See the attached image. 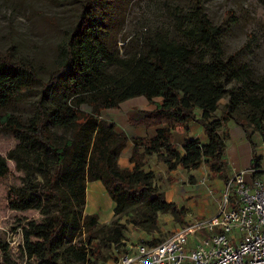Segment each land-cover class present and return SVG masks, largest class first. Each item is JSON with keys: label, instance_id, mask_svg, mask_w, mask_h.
<instances>
[{"label": "trees", "instance_id": "trees-1", "mask_svg": "<svg viewBox=\"0 0 264 264\" xmlns=\"http://www.w3.org/2000/svg\"><path fill=\"white\" fill-rule=\"evenodd\" d=\"M261 2L264 5V0ZM92 9V1L85 0L75 25L60 41L55 67L46 81H40L35 115L28 124L0 113V130L11 129L19 140H27L32 146L29 149L18 144L8 156L26 177L22 188L8 193L10 208L47 214V204L41 199L55 198L58 205L56 216L41 223L29 220L22 228V250L27 259L34 257L38 264H97L108 258L90 262L87 251H80L85 247L67 248L74 252V261L58 253L68 230L77 226L81 217L69 221L63 212V199L67 193L84 206L87 182L103 184L115 204L114 215L137 206L144 223H151L158 213L179 217L185 209L168 202L155 188V174L143 169L146 155L156 154L168 170L205 165L213 177L226 182L227 137L220 129L232 120L241 126L250 144L251 165L258 168L260 160L251 135L258 131L264 136V81L253 78L248 66H237L234 54L225 56L222 28L210 21L199 0L176 25L181 40L156 32L144 40L135 55L123 58L102 41ZM36 81L37 75L28 64L0 58V109L25 97ZM137 96L162 98L161 104L134 123L146 128L157 126L149 138H129L101 117L104 110ZM225 97L228 100L216 116L218 102ZM191 121L202 126L208 141L186 138L179 148L172 130L185 128ZM50 126L58 128V140L50 136ZM128 140L135 145L130 152L134 163L131 170L117 162ZM44 150L51 152V159L43 160ZM16 152L20 161L14 156ZM7 172V160L0 154V177ZM39 176L42 180H37ZM62 185L67 186V192L61 191ZM85 220L90 228L97 226L95 215H87ZM114 233L109 241L118 243L122 232ZM98 249L92 251L94 258L100 254ZM0 252L2 264H17L8 244L1 240Z\"/></svg>", "mask_w": 264, "mask_h": 264}, {"label": "rangeland", "instance_id": "rangeland-1", "mask_svg": "<svg viewBox=\"0 0 264 264\" xmlns=\"http://www.w3.org/2000/svg\"><path fill=\"white\" fill-rule=\"evenodd\" d=\"M84 1L0 0V58L28 64L38 78L25 97L11 101L0 109V113H7L22 124H28L34 117V105L41 88L40 81H46L49 72L54 69L58 58V45L75 25ZM91 1L92 18L100 30L102 41L111 52L123 58L135 55L143 48L144 40L152 38L156 32L170 39L181 40L176 25L179 20H183L195 0ZM199 2L210 21L222 28L221 42L225 56L234 54L237 66H248L253 78L264 81V5L261 0H199ZM138 98H144V96H138ZM147 100L151 102L150 99ZM227 100L228 97L219 100L216 116H219ZM112 109L114 108L104 110L103 117L112 114ZM133 109L136 110V108ZM230 123L231 127L226 126L220 129L222 134H226L228 151L233 146L237 148L246 139L241 126L232 120ZM237 132L240 134L239 138L236 136ZM50 136L58 140L57 127L50 126ZM251 138L260 156L257 166L264 170V136L254 131ZM19 139L20 136L11 129L0 130V154L6 158L8 164V172L0 177V240L8 244L11 257L17 264H38L39 261L34 257L27 259L22 250V228L29 220L41 223L48 217L56 216L58 205L55 198L41 199L43 204H47V214H42L36 209L13 210L10 208L8 193L22 188L26 177L24 171L17 168L15 161L8 156L18 144L29 149L32 147L27 140ZM41 154L43 160L52 157L51 152L47 150L42 151ZM14 156L20 161L18 152L14 153ZM240 166L242 163L233 161L234 169ZM48 169L47 167L46 170ZM176 169L185 173L191 172V174L195 170L181 166ZM198 169H203L205 172L203 178L209 182L210 188H213L215 177L209 173V170L207 172V166L201 165ZM227 170H231V167ZM170 171L168 170L167 173ZM262 174L264 171L257 172L259 177L264 178ZM166 175L157 172L153 180V185L163 195L166 179L167 182L169 179L174 182L179 179L176 174L169 175L170 177ZM37 180L42 179L39 176ZM197 181V177L189 175L186 190L190 187L191 192L192 186ZM56 190L58 191V185ZM61 191L67 192V186L62 185ZM66 195L63 199V212L68 220L73 222L74 217L81 214L78 225L68 230L58 250L61 256H67L70 261H74L75 254L67 250L68 247L75 249L85 247L80 251H87L91 262L97 258L122 254L127 248H134L140 243L161 242L192 219L186 215L188 210L184 208L185 212L182 216L175 217L169 212L158 213L153 222L144 223V219L140 216V207L137 206L121 215L112 213L107 218H100L97 214L86 213L85 205L80 206L78 200H74L67 193ZM99 204H105L102 198L99 199ZM87 215L96 216L97 226L90 228L86 224L85 216ZM112 229L116 230L115 233ZM119 230L122 232L121 239L118 243L110 242L112 234H116ZM97 246L100 254L94 258L92 251H95ZM58 262L61 263L60 258ZM0 264H2L1 252Z\"/></svg>", "mask_w": 264, "mask_h": 264}, {"label": "built area", "instance_id": "built-area-1", "mask_svg": "<svg viewBox=\"0 0 264 264\" xmlns=\"http://www.w3.org/2000/svg\"><path fill=\"white\" fill-rule=\"evenodd\" d=\"M257 171L250 165L228 176L212 216L97 264H264V179Z\"/></svg>", "mask_w": 264, "mask_h": 264}, {"label": "crops", "instance_id": "crops-1", "mask_svg": "<svg viewBox=\"0 0 264 264\" xmlns=\"http://www.w3.org/2000/svg\"><path fill=\"white\" fill-rule=\"evenodd\" d=\"M150 101L151 102H149L146 97H132L120 102L117 108L112 109L113 112L108 117H103V114L101 117L108 122H113L115 124V130L118 133L123 132L127 134L129 138H149L155 135L157 126L146 128L143 125L135 126L134 123L135 121L142 119L146 111H152L155 109L157 104H161L162 98L154 97L150 99ZM133 108H136V110ZM227 126L231 127V123L229 122ZM193 128L196 129L193 130ZM229 134L231 136V130ZM236 134L239 138L240 134L238 132ZM172 136L174 143L179 148L181 147L183 140L186 138H197L201 143H207L208 141L202 126L193 121L189 122L185 128L176 127L172 130ZM134 146L133 142L128 140L126 146L122 149L117 159L118 165L121 168H127L129 170L133 168L134 163L130 161V152ZM228 148L229 146L226 142L225 160L227 167H231V170H227V176H230L237 170L245 169L251 165V148L246 139L241 142L237 148L233 146L231 150H229L230 152L228 151ZM234 160L242 163V166L234 169L232 167ZM143 169L146 171H152L154 174L157 172L167 174L166 176L168 177H170L169 175L174 176L175 174L178 176L179 179L175 182L170 179L167 182L166 179L164 196L168 202L174 203L179 208H186V210H188L186 211V215L192 219L196 217L200 218L212 216L221 203V196L225 182L222 179L215 177L213 178V188H210L209 182L203 178L205 175L203 169L201 170L197 168L194 172H192V174L191 172H181L179 169H174L167 173L168 169L166 165L158 160L156 154L146 155L144 157ZM259 171L264 170L259 168ZM189 175L198 178L197 183L192 186L191 192L190 187L187 188L188 190L185 188L188 186V183L186 182ZM262 176L264 177V174H262ZM183 184L187 185L184 186ZM107 195L108 194L100 181L87 182L85 192L86 213L97 214L100 218H107L110 214H112L115 204L110 197L108 198L109 195ZM100 198L103 199L105 204H99Z\"/></svg>", "mask_w": 264, "mask_h": 264}]
</instances>
